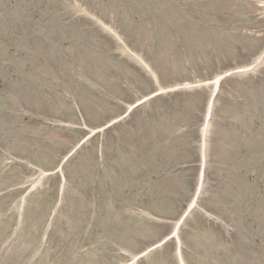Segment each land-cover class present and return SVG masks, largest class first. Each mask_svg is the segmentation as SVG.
<instances>
[{
  "label": "rangeland",
  "instance_id": "obj_1",
  "mask_svg": "<svg viewBox=\"0 0 264 264\" xmlns=\"http://www.w3.org/2000/svg\"><path fill=\"white\" fill-rule=\"evenodd\" d=\"M262 189L264 0H0V264H264Z\"/></svg>",
  "mask_w": 264,
  "mask_h": 264
},
{
  "label": "trees",
  "instance_id": "obj_2",
  "mask_svg": "<svg viewBox=\"0 0 264 264\" xmlns=\"http://www.w3.org/2000/svg\"><path fill=\"white\" fill-rule=\"evenodd\" d=\"M170 166H166V170L164 171V174L167 173V169L169 168ZM168 176V175H167ZM167 176L165 178H167ZM253 179V178H252ZM261 195V194H260ZM264 197V196H263ZM264 199V198H263Z\"/></svg>",
  "mask_w": 264,
  "mask_h": 264
}]
</instances>
